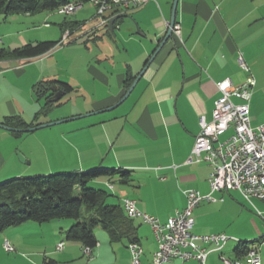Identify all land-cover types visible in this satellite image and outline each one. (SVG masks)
Returning a JSON list of instances; mask_svg holds the SVG:
<instances>
[{
    "label": "crops",
    "instance_id": "1",
    "mask_svg": "<svg viewBox=\"0 0 264 264\" xmlns=\"http://www.w3.org/2000/svg\"><path fill=\"white\" fill-rule=\"evenodd\" d=\"M173 2L174 0H150L140 8L126 12L121 10L111 16V19L119 14L126 15L120 16L122 18L110 32L105 27L109 22L101 24L96 13L90 21L66 18L55 26L50 22L51 17L47 12H57L56 9L0 14V44H10L7 48L46 38L61 40L52 51L35 58L0 60V123L5 124L10 116H20L34 125L80 115L83 116L77 119L94 117L83 122L54 127L57 125L55 124L19 135L14 130L0 127V182L14 176L40 172L83 171L98 166L123 167L132 170V176L129 183H121L124 186L118 204L122 205L124 197H131L137 200L141 210L154 215L150 205L141 201L135 193L136 187L141 188L140 185L131 183L135 170L154 166L157 170L176 172V178L179 169L181 171L186 168V172H189L188 166L197 164H186L185 161L200 130V117L205 115L208 120L212 118L215 100L221 95L217 83L231 77L236 85H241L252 73L257 87L261 78L252 71L256 68L264 73V0H179L176 22L181 27V38L174 34L176 43L172 40L166 43L129 97L114 112L84 115L107 108L124 95L128 89L125 85L126 78L129 75H135L136 78L167 33ZM86 3L90 1L83 5ZM77 13L74 14L76 18ZM154 14L156 21L152 22ZM129 16H135L141 27L134 30L132 26H128L125 30L129 34L123 35L120 28L124 18ZM66 30L69 32L66 39L71 38L70 42L73 43L82 40L86 51L93 53L79 63V70L76 66L75 69L72 67V61H66L72 54L66 53L63 57L65 59H57L60 52L65 53L68 49V46H62L65 45L66 39L63 40V37ZM109 37L117 43L116 51L111 47L106 49L108 47L104 41ZM121 40H125L127 44L138 42L139 52L132 54L131 48L127 44L123 45ZM102 42L104 43L100 45ZM118 43L122 44L121 48ZM95 47L101 50L100 53ZM118 57L121 58L120 61ZM240 57L249 70L243 68ZM257 74L260 75V72ZM2 76L6 79L5 83L1 80ZM55 80L58 82H54ZM41 81L44 85L39 93L36 87ZM59 81L67 83L71 88L65 89ZM55 85L57 90L65 93L52 104L48 112L43 113L44 102L55 93ZM254 87L251 89V98ZM14 88L17 89L18 96L12 92ZM74 97L82 98L83 102L77 104L78 99L75 98V104L70 109L50 114L55 107ZM251 120L253 126L264 123L262 119L252 115ZM4 139L8 140L7 143L2 141ZM20 151L26 158L25 162L18 157ZM37 152L45 153L44 159L51 155L50 161L55 162L58 167L38 169L25 166L33 163ZM202 163H205L200 167L205 170L203 178L209 181L211 167L207 162L198 164ZM175 165L178 167L174 168ZM161 178L164 182L168 180L166 175ZM104 182L114 189L115 184L107 178ZM184 189L188 188L182 189L183 195ZM185 205L186 198L183 205L174 209L167 218H158L165 222ZM137 219L143 223L140 218ZM74 222L73 219L42 223L26 221L0 231V245L7 239L14 246H20L23 251L19 261L24 263L32 260L37 262L43 258L46 264L50 260H54L56 264H69L70 261H62L56 257L53 249L61 241L66 247L67 240L78 245L84 253L85 246L64 236ZM236 245L235 243L232 257L228 258H235ZM262 245L264 243L255 244L258 248L263 247ZM140 246L144 250L141 264H151L158 246L157 240L150 250L144 248L142 241ZM15 248L13 252H18L19 249ZM214 253L221 254L219 251H212L208 259ZM212 258L211 264H220L216 256ZM176 260L179 259L165 264ZM189 261L200 264L198 259Z\"/></svg>",
    "mask_w": 264,
    "mask_h": 264
},
{
    "label": "built area",
    "instance_id": "2",
    "mask_svg": "<svg viewBox=\"0 0 264 264\" xmlns=\"http://www.w3.org/2000/svg\"><path fill=\"white\" fill-rule=\"evenodd\" d=\"M148 1L150 0L90 2L98 7L96 16L99 17L101 24H104L110 22L111 11L126 12L142 7ZM82 4L73 1L71 5L58 6L56 10L61 14H68ZM68 33L66 30L64 37ZM174 34L181 38V27L178 22L174 26ZM240 63L243 68L249 70L242 57ZM255 84L256 80L252 73L241 85H236L231 77H226L217 83L221 95L215 100L212 118L208 120L205 115L200 117V130L195 136L193 148L185 163L207 162L210 165L209 193L204 194L194 188L184 189L186 205L177 209L165 222L141 210L136 199L123 198L122 201H127L141 216L143 223L153 229L158 246L151 264H165L174 259L182 261L198 259L200 264H207V249L223 250V247L234 238L224 232L198 234L194 231L195 208L203 200L223 199L214 196L217 191H239L264 223V208H259L255 203L256 199L264 203V123L253 126L250 107L251 89ZM4 247L7 251L14 250L7 240ZM63 248L64 242L61 241L56 249ZM128 248L132 255V264H138L144 250L139 249L136 242L130 243ZM91 250V247L85 246L84 253L91 256ZM223 260L225 264H263L258 247H252V251H248L243 258L223 257Z\"/></svg>",
    "mask_w": 264,
    "mask_h": 264
},
{
    "label": "rangeland",
    "instance_id": "3",
    "mask_svg": "<svg viewBox=\"0 0 264 264\" xmlns=\"http://www.w3.org/2000/svg\"><path fill=\"white\" fill-rule=\"evenodd\" d=\"M78 11L79 13H77ZM97 11H98V7L90 2V3H86L83 6H80L79 8H76L75 10L69 12L68 14H61L58 11L57 12L51 11L47 13L50 14L51 17L50 22L53 24V26H55L57 25L56 23L60 21L63 22L66 18L70 20L88 19L87 21H90L91 19L94 18L93 15L97 13ZM76 13L78 18H76L74 15ZM0 14L2 15L3 13ZM55 18L59 20H55ZM155 21H156V16L154 14L152 22ZM128 26H132V29L134 30H138L141 27L135 20V16H129L127 18L126 17L124 18L123 25H121L120 28L122 31L121 33L123 35L129 34L128 30H125ZM117 33H119V29L117 30ZM66 38L67 35L63 37V40ZM47 39L58 40V38H46L43 40H47ZM70 39L71 38L64 40L65 45L62 46H68V49H66L65 53L60 52L57 56V59L58 60L65 59L63 57L67 55L66 53L72 54V57H69L68 60L66 61L67 62L72 61L73 62L72 67L74 68L76 66L75 68L79 70L80 67L79 63L83 59L86 60L87 56L89 54L93 55V53L86 51V45L82 40H78L77 42L73 43L70 42ZM104 42L100 43V45L104 43L105 46L108 47L106 48L107 50L109 49V47H111L113 48L114 51H116L117 43L114 41V39L109 37L106 38ZM121 43L123 45L127 44L125 40H121ZM118 44L121 48L122 44L120 43ZM9 45L10 44H0V47L1 46L10 47ZM127 45L129 48H131L132 54L134 53L137 54L140 50L138 42L137 43L132 42ZM14 47L16 46H12L11 48ZM95 48L97 52L99 51L100 53L101 50L98 47ZM119 57L117 59H119L120 61L121 58ZM252 72H254L261 79L259 80L258 82L259 84L257 85V87L256 86L254 87V93H253L254 95L252 96L253 98H251L250 100L252 105L251 115L260 118L264 121V73H262L260 70L258 71L256 68L253 69ZM258 72H260L261 76L257 74ZM9 76H12L14 78V75L12 74H10ZM257 78L258 77H256V79ZM1 80L4 83L6 82V79L3 76L1 77ZM8 87L9 86H7L5 89L7 90ZM12 92L14 93V95L18 96L17 89L14 88ZM75 98L78 99L77 104H81L83 102L82 98L74 97V99L55 107L53 109V112H50V114H54L60 111H64L66 109H70L73 106V104H75ZM118 107L109 111H105L104 113L110 114L111 112H114ZM91 118L94 117L89 116L81 119L62 122L55 125L54 127L59 125H67L71 123L83 122L84 120H89ZM223 137L224 136H222V138ZM2 141L7 143L8 140L4 139ZM20 153L22 154L21 151ZM34 155H35V159L33 163L25 166H32L38 169H48V168L58 167V165L55 162L50 161L51 155L47 159L43 158L44 156H46L45 153L37 152ZM204 164L205 163L202 164L197 163L196 165L188 166L189 172H186L185 170L186 168H184L181 171L179 169L177 171L178 173L177 178H176V172L174 171H172L173 173H168L165 172V170H157L155 169L154 166H149L150 167L149 169L135 170L134 180L131 183L137 186L140 185L141 187L140 189H138L139 187L135 188L136 190L135 193L137 194L138 198L141 199V201L147 202L150 205L152 209V213L156 215V217L167 218L174 211V209H176L177 207H181L185 202V198L182 193L183 188L199 189L204 194L210 192L209 181H207L206 178L205 179L203 178V173L205 172V170L200 169V167L202 165L204 166ZM40 173L51 174L53 172H40ZM164 175H166L168 178L166 182L161 181L162 180L161 177H163ZM104 181L105 178L100 177L92 181L91 185L94 187L103 188L109 191L110 193L114 194L115 196L109 197V202L119 203V197L121 196V192H122L121 189L123 188L124 185L119 183L118 181H115L114 189H112L108 187ZM78 193H79V188H76V195ZM214 196L223 199H219L218 201L203 200L195 208L194 231H197L200 234L224 232L229 236L235 238L234 240L233 239L230 240L228 244L223 248V250L219 251L221 252L222 255L221 254L219 255L218 253H214L207 261V264H211L213 261L212 257L216 256V260L220 262V264H225L224 260L222 259L223 256L232 257L234 244L238 239L251 240L254 238L261 237V235H264V223L261 217L256 214L255 210L243 198V196L239 191L237 190L217 191L215 192ZM255 203L259 206V208L261 209L264 208V204L260 200L256 199ZM63 220H70V219H63ZM135 221L136 223L141 222L137 218H135ZM138 231L144 248L149 250L152 249L154 245H156V240H155V236L153 235L154 233L152 227L146 223H142ZM95 233L100 241L99 242L100 244L94 248V252L91 250V252H93V255L88 256L84 254L82 249L78 245L75 246L72 243H70V241L65 240V244H66V247L64 246L65 249L64 248L62 250L53 249L55 256L61 259L62 261L64 259L70 261L69 264H131L132 255L131 252L129 251L126 241L112 243L110 241L109 234L102 227L95 228ZM64 236H66V234H64ZM7 241L10 243L11 246L14 247V250H12V252L7 251L5 247H3V243H5V241L2 242L0 245V264H46L42 260L43 258L41 260H37V262H34V260L32 259H31L32 261L28 263L19 261L20 260L19 256L22 254L21 251L23 250L20 248V246L15 245L19 250L18 252H13L16 250L15 246L9 240ZM262 246L263 247L259 248V253L261 254L264 263V245ZM171 264H198V263L189 260L188 261L176 260Z\"/></svg>",
    "mask_w": 264,
    "mask_h": 264
},
{
    "label": "trees",
    "instance_id": "4",
    "mask_svg": "<svg viewBox=\"0 0 264 264\" xmlns=\"http://www.w3.org/2000/svg\"><path fill=\"white\" fill-rule=\"evenodd\" d=\"M73 1L85 3L91 0H0V13L10 14L21 11L35 13L42 10H55L58 6H68ZM119 11L114 10L109 16ZM121 18L118 17L115 20L113 29ZM105 27L108 32L111 31L109 23ZM60 42L61 40H43L28 42L15 48L1 46L0 60L35 58L52 51ZM134 78L135 75H129L126 78L127 88ZM59 83L63 84L67 90L71 88L65 82L59 81ZM43 85V81L38 83L36 89L39 93ZM52 104L54 102L47 98L42 112H48ZM4 123L15 128L34 125L20 116L7 117ZM15 132L17 135L22 133L16 130ZM131 176L132 170L127 168L98 166L83 171L38 173L5 179L0 182V231L26 221L42 223L58 219H73L75 222L66 230V238L79 242L83 246H89L92 250L99 243L95 233L97 227L107 231L112 243L126 241L127 246L133 242L140 244L138 230L142 223H136L133 218L128 217L122 205L109 202V197L114 194L91 185L92 181L100 177L107 178L112 183L114 181L129 183ZM76 188H79L77 195ZM262 238L263 235L251 240L238 239L234 249V259L243 258L252 247H256L255 244L262 243ZM47 264H56V262L50 260Z\"/></svg>",
    "mask_w": 264,
    "mask_h": 264
},
{
    "label": "water",
    "instance_id": "5",
    "mask_svg": "<svg viewBox=\"0 0 264 264\" xmlns=\"http://www.w3.org/2000/svg\"><path fill=\"white\" fill-rule=\"evenodd\" d=\"M179 0H174L173 2V8H172V14H171V19L169 21V26H168V30L167 33L165 34V36L162 38V40L159 42L158 47L156 48V50L154 51V53L152 54V56L150 57L149 61L146 63V65L143 67V69L139 72V74L136 76V78L134 79V81L132 82V84L130 85V87L127 89V91L124 93V95L114 104H112L111 106L104 108V109H100V110H96L94 112L88 113V114H84V115H89L92 113H97V112H102V111H109L112 110L116 107H118L123 101H125L129 95L132 93V91L134 90V88L136 87L138 81L142 78V76L145 74V72L147 71L148 67L150 66L151 62L155 59V57L157 56V54L160 52V50L166 45V43L169 40H172L175 42V38H174V26L176 24V12H177V5H178ZM126 14H119L115 17H113L110 22H109V28L112 30L113 29V24L115 22V20ZM53 90H55V93L50 96L48 98L49 101L51 102H56L59 99L62 98V96L64 95V91L63 90H57V87H53ZM83 115L80 116H74L71 118H67V119H62V120H56V121H51V122H46V123H42V124H37L34 126H30V127H25V128H15V127H11L8 126L6 124L0 123V127H4L8 130H16V131H22V132H29V131H35L37 129L43 128V127H48L51 125H55L58 123H62L64 121H68V120H72V119H77L79 117H81ZM18 157L22 162L26 161V158L23 154H21L20 152H18Z\"/></svg>",
    "mask_w": 264,
    "mask_h": 264
},
{
    "label": "bare ground",
    "instance_id": "6",
    "mask_svg": "<svg viewBox=\"0 0 264 264\" xmlns=\"http://www.w3.org/2000/svg\"><path fill=\"white\" fill-rule=\"evenodd\" d=\"M92 1V0H91ZM129 1H137V0H129ZM71 5V4H70ZM122 205H123V208H124V210H125V213L127 214V216L128 217H130V218H140L141 219V216H139V214L138 213H136L135 212V210L134 209H132L131 207H130V205H129V203H127V201H122ZM235 238H233V240H234ZM263 242H264V235H263ZM137 245H138V247H139V249H141V246H140V244H138L137 243ZM224 248V247H223ZM216 249H207V256L209 255V253L210 252H212V251H215ZM217 251H221V250H217ZM249 251H252V249H250ZM222 255V254H221ZM224 257V256H223ZM223 259V258H222ZM138 264H141V257H139V259H138Z\"/></svg>",
    "mask_w": 264,
    "mask_h": 264
}]
</instances>
